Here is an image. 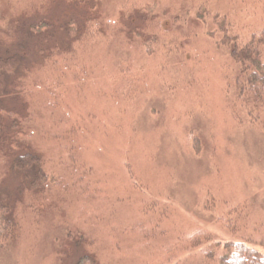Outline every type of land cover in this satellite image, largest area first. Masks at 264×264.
Here are the masks:
<instances>
[{"label":"rangeland","instance_id":"374dc122","mask_svg":"<svg viewBox=\"0 0 264 264\" xmlns=\"http://www.w3.org/2000/svg\"><path fill=\"white\" fill-rule=\"evenodd\" d=\"M216 13L231 34L264 28V0H0V57H22L0 84V186L20 225L0 263L264 253V113L236 99ZM2 150L40 156L41 197Z\"/></svg>","mask_w":264,"mask_h":264},{"label":"trees","instance_id":"16d2710c","mask_svg":"<svg viewBox=\"0 0 264 264\" xmlns=\"http://www.w3.org/2000/svg\"><path fill=\"white\" fill-rule=\"evenodd\" d=\"M214 24L223 33L220 43L230 47V56L238 66L235 83L236 99L247 108L251 114L259 119L264 113V28L250 34H231L224 15L211 14ZM22 63L19 54L0 57V84L15 73ZM5 139L0 134V145ZM11 150V149H10ZM5 153L2 158L7 159L9 169L21 176L24 184L22 190H28L40 197L54 179L46 171L40 156L33 152L21 154ZM12 156V157H11ZM11 157V159H9ZM17 206L13 203L10 193L0 186V249L5 248L18 235L20 230L16 212ZM203 233L197 234L194 239H200ZM232 251L221 258V264H264V253L243 242L226 243ZM2 264V263H0ZM76 264H99L92 255H84Z\"/></svg>","mask_w":264,"mask_h":264}]
</instances>
